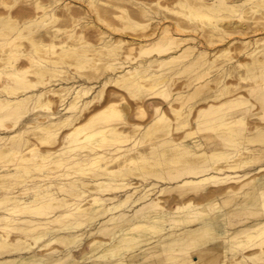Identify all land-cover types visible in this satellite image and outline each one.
Listing matches in <instances>:
<instances>
[{
  "label": "bare ground",
  "instance_id": "bare-ground-1",
  "mask_svg": "<svg viewBox=\"0 0 264 264\" xmlns=\"http://www.w3.org/2000/svg\"><path fill=\"white\" fill-rule=\"evenodd\" d=\"M0 264H264V0H0Z\"/></svg>",
  "mask_w": 264,
  "mask_h": 264
}]
</instances>
